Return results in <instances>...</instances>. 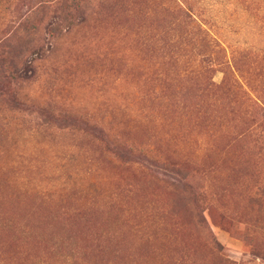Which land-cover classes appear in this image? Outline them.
<instances>
[{"label": "rangeland", "instance_id": "obj_1", "mask_svg": "<svg viewBox=\"0 0 264 264\" xmlns=\"http://www.w3.org/2000/svg\"><path fill=\"white\" fill-rule=\"evenodd\" d=\"M0 264H264V0H0Z\"/></svg>", "mask_w": 264, "mask_h": 264}]
</instances>
